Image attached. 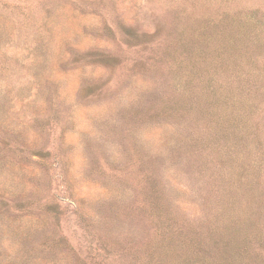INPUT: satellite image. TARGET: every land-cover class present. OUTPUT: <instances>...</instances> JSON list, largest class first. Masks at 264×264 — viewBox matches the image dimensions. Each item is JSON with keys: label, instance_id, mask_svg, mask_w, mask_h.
Segmentation results:
<instances>
[{"label": "rangeland", "instance_id": "1", "mask_svg": "<svg viewBox=\"0 0 264 264\" xmlns=\"http://www.w3.org/2000/svg\"><path fill=\"white\" fill-rule=\"evenodd\" d=\"M0 264H264V0H0Z\"/></svg>", "mask_w": 264, "mask_h": 264}]
</instances>
